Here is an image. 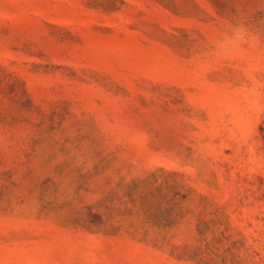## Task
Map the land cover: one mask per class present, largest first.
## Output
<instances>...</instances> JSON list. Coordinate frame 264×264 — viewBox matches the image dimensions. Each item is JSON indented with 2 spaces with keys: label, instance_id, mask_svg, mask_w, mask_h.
<instances>
[{
  "label": "rangeland",
  "instance_id": "obj_1",
  "mask_svg": "<svg viewBox=\"0 0 264 264\" xmlns=\"http://www.w3.org/2000/svg\"><path fill=\"white\" fill-rule=\"evenodd\" d=\"M0 264H264V0H0Z\"/></svg>",
  "mask_w": 264,
  "mask_h": 264
}]
</instances>
